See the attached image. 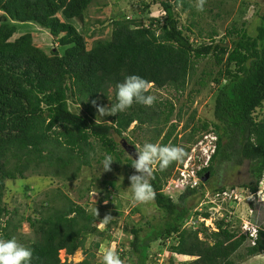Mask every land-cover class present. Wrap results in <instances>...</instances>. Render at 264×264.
<instances>
[{
    "label": "trees",
    "instance_id": "16d2710c",
    "mask_svg": "<svg viewBox=\"0 0 264 264\" xmlns=\"http://www.w3.org/2000/svg\"><path fill=\"white\" fill-rule=\"evenodd\" d=\"M93 1L0 0V239H12L14 230L27 221L33 238L25 247L32 250V264H95L89 256L78 263L63 262L60 252L73 256L84 249L88 236L100 233V218L57 189L48 194L47 206L35 210L39 216L20 217L14 223L15 212L3 200L7 180L23 178L43 165L48 169L45 175L74 180L83 167H93L97 144L133 170V158L126 156L123 143L137 147L124 135L134 122L135 132L144 126L151 129L148 142H156L168 125L160 145L172 139L178 124H170L175 107L168 100L156 99L150 107L133 104L125 112L98 119L93 101L103 103L110 97L112 106L116 86L127 75L137 74L156 89L184 94L204 63L198 84L215 85L214 117L194 126L187 142L196 143L201 133L210 132L217 140L209 165L197 175L203 179L209 173L213 196L236 191L217 175L225 163L235 167L248 162L250 180L239 185L241 193L257 194L264 183V118L258 114L264 105V13L254 31L247 21L241 26L234 22L220 37L215 29L204 33L195 21L180 24L175 8L182 4L185 11L193 10L189 0H157L152 4H160V17L149 18V23L138 18L112 20L111 35L91 41L86 17ZM71 102L83 111L72 110ZM138 141L146 140L142 135ZM173 145L178 146L177 141ZM189 149L163 171L157 162L147 177L163 215L145 226H123L132 236V264H149L151 247L158 240L169 245L170 258L187 257L191 264H237L238 258L264 253V225H258L252 243L243 221L233 226L229 210L215 221L216 230L205 222L189 224L200 216L212 217L209 207L192 214L189 204L196 195H205L204 183L187 187L176 200L163 191ZM60 198L64 203L58 206ZM248 241L245 256L238 254Z\"/></svg>",
    "mask_w": 264,
    "mask_h": 264
},
{
    "label": "rangeland",
    "instance_id": "374dc122",
    "mask_svg": "<svg viewBox=\"0 0 264 264\" xmlns=\"http://www.w3.org/2000/svg\"><path fill=\"white\" fill-rule=\"evenodd\" d=\"M153 1L157 0H94L88 7L86 17L87 27L89 29L88 33L92 35L90 40L108 38L111 35L112 28L110 24L112 20L138 18L149 23V18L154 16L160 17L163 15V10L159 3L152 4ZM189 1L193 4V10L185 11L182 4H179L175 8V13L178 14L180 24L187 26L192 21H195L199 24L198 28H203L204 33L215 29L220 37L224 36L225 29L230 27L234 22H238L239 26H241L240 24L242 22L247 21L251 32L254 31L261 21V15L264 13V0H204L203 11L197 10L196 6L199 0ZM171 3H174V0H171ZM148 4L151 5L149 8H147ZM194 32L199 33V30L194 28ZM203 68L204 63L198 67L197 75L192 79L184 94H177L171 89L159 90L150 84L151 95H154L156 99L160 101L168 100L174 103L175 111L170 124L174 122L178 124V127L167 145L171 146L173 141H177L178 146L182 148L190 147L188 156H192L193 149L200 150L209 143L205 141L198 145L206 133H201L196 143H188L187 138L192 128L197 124H201L203 120L212 121L214 117L213 106L215 94L213 90H215V85L209 82L207 87L202 88L198 84ZM99 101L96 103L101 106L111 107L110 99L104 100L103 103ZM71 108L79 112L83 111V106H74L72 102ZM181 109L182 118L178 119V114ZM95 112L98 119L105 116H100L96 107ZM258 114L260 118H264V105L258 110ZM187 122L190 125L185 129ZM136 126L137 122H134L124 135L128 140L135 142L137 147H142L152 136L151 129L144 126L141 130L135 132L134 130L136 129L134 128ZM169 126L166 127L163 135L167 132L166 130ZM142 135L146 140L143 144L140 141L137 142V138H140ZM163 135L156 142H149L160 145ZM125 142L127 141L125 140ZM127 144L129 143L127 142ZM96 150V155L92 160L93 167H83L76 179L66 180L54 176L52 173L45 175L44 172L48 169L43 165L42 169L35 172H26L23 178L19 177L16 180H7L3 200L7 204L10 212H15L14 223H16L20 217L39 216V214L35 213V210L47 206V197L50 196L48 194H53L54 190L60 189L74 201L84 205L90 212L96 213L100 218V223L97 224L100 233L89 235L86 241V247L79 249L73 256H68L62 250L60 252L61 260L64 262L67 259L69 262L78 263L89 256L95 264H102L103 253L110 248H114L122 264H132V259L129 256V240L132 236L125 233L123 226L125 223L145 226L148 221L154 222L159 219L163 213L159 210L154 200L147 205L133 203L129 177L135 173V170H127L124 166V161L119 164L115 160L112 162L110 170H103V159L100 158L101 156H106V153L99 148L98 144L96 145ZM126 156L131 157L129 154H126ZM124 158L125 155L123 160ZM186 159H184L183 163ZM182 164L177 165L181 166ZM189 165L188 167H191L190 169L197 167L194 166L193 162L191 164L189 163ZM152 168L153 170L156 169V163L152 165ZM248 168V162H244L242 165L235 167L230 163H225L217 175L223 181L222 184L228 186L227 188L239 190V185L250 180ZM179 176L177 168L163 188V191L175 197V200L183 192L177 184ZM207 180H211V177L209 176ZM207 180L203 181L202 177L200 178V182L204 183L205 195L201 198H199V195H196V199H192L189 202L194 208L192 214L195 210L200 211V209L204 210V207L205 209L209 207L208 211L212 217L205 223L206 226L216 230L215 221L224 217L228 213V210L232 212L230 218L233 226L243 220H249V218L256 225H264V183L261 184L256 195L250 194L249 192L248 194L242 193L239 199H235V197H238V192L235 191L230 201L228 199L226 201L220 200L218 203L216 201L213 204L214 202L211 201H215V199L211 195V187L207 183ZM109 181L115 182V185L112 186L108 183ZM87 187H90V192L85 190ZM63 203V199L60 198L58 206H61ZM192 222H196V220L189 222V224ZM244 223L246 227H249L247 222ZM108 224L112 225L110 229L107 227ZM12 237L21 245L25 246L31 242L33 230L30 228L29 223L24 221L21 223L19 229L14 230ZM97 242H99L98 247H96ZM249 243L250 241L241 248L238 254L245 256L246 246ZM168 246L164 240L154 242L149 253V264H191L190 259L187 257L173 254L172 258H170L171 255L168 251ZM235 261L237 264H264V253L255 257L238 258Z\"/></svg>",
    "mask_w": 264,
    "mask_h": 264
},
{
    "label": "clouds",
    "instance_id": "9594fccd",
    "mask_svg": "<svg viewBox=\"0 0 264 264\" xmlns=\"http://www.w3.org/2000/svg\"><path fill=\"white\" fill-rule=\"evenodd\" d=\"M196 7L198 11H203L204 0H199V3ZM150 87L151 85L149 81H147L145 78L137 74L127 75L125 76L122 82H119L117 84L116 101L112 103L111 107L101 106L97 104L96 101H93V104L97 108L99 115L102 117L104 115H115L118 113L125 112L127 109L131 108L133 104H139L142 106L150 107L154 104L156 100V97L154 95L148 94ZM209 134H214V132L207 133L206 135ZM136 149L137 157L131 162L135 173L129 177L132 193V202L137 205H147L155 199L156 195L152 185L147 179V177L150 176L153 172L152 165L158 162L160 170L163 171L167 169L173 162L181 161L186 153L184 148L180 146H161L150 142L144 143L142 147H136ZM196 151L199 152L198 150ZM114 160L116 159H114L112 155H106L102 161L103 170H110L111 164ZM184 163L182 166H178V168L183 167ZM190 168L188 167V169ZM215 197L216 196H213L214 199ZM172 199L175 200V197H172ZM107 217H105V219H107ZM244 222H247L249 224V227H245L244 229ZM253 223L254 222L251 221L249 218V220H243L242 224V229L245 232H248V234L252 238V243H254L258 234V225H256V227H253ZM32 255V250L28 247L21 245L15 238L0 239V264H32ZM102 264H122V262L115 249L110 248L103 253Z\"/></svg>",
    "mask_w": 264,
    "mask_h": 264
},
{
    "label": "built area",
    "instance_id": "2783aa9c",
    "mask_svg": "<svg viewBox=\"0 0 264 264\" xmlns=\"http://www.w3.org/2000/svg\"><path fill=\"white\" fill-rule=\"evenodd\" d=\"M216 139L217 138L214 134H209V135L204 136V138L198 143V145L200 143L201 144L204 143L205 141L209 142L208 145H205L204 147H202V149L198 150L199 152L196 151L197 150L196 148L193 149L194 152L192 156L188 157L183 167L178 168V174L180 176L177 179L179 180L177 184L179 185V188H181L182 190H185L187 187H194L198 185V183L200 182V178L198 177L197 172L209 164V160L212 154L215 152ZM191 162H193L194 166H197V167L190 170L188 169V166H189V163ZM191 177L193 178L191 179ZM236 191L238 192V197H235V199H239V196L241 195V193L238 190ZM234 192H225L223 195H216L215 201L212 200L211 202L215 203L216 201L218 202V200L226 201L227 199L230 201L232 199L231 196H233ZM201 205L202 203L200 204V208H201ZM200 211L202 210L200 209ZM203 221L206 222L207 220L200 216L199 219L193 223H199ZM252 225L253 227H256V224L253 223ZM245 227L246 226L244 225V229Z\"/></svg>",
    "mask_w": 264,
    "mask_h": 264
},
{
    "label": "water",
    "instance_id": "95a60500",
    "mask_svg": "<svg viewBox=\"0 0 264 264\" xmlns=\"http://www.w3.org/2000/svg\"><path fill=\"white\" fill-rule=\"evenodd\" d=\"M125 150L128 152V154L135 159L137 157V149L130 144H127V142L123 143ZM209 177V173L206 174V176L203 178V181H206Z\"/></svg>",
    "mask_w": 264,
    "mask_h": 264
}]
</instances>
